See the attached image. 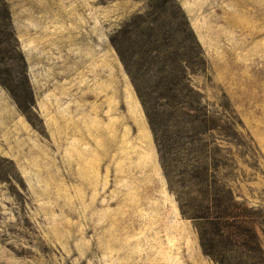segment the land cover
Segmentation results:
<instances>
[{"label": "rangeland", "instance_id": "374dc122", "mask_svg": "<svg viewBox=\"0 0 264 264\" xmlns=\"http://www.w3.org/2000/svg\"><path fill=\"white\" fill-rule=\"evenodd\" d=\"M203 170L254 210L259 251H204L179 199ZM209 253L264 264V0H0V264Z\"/></svg>", "mask_w": 264, "mask_h": 264}, {"label": "trees", "instance_id": "16d2710c", "mask_svg": "<svg viewBox=\"0 0 264 264\" xmlns=\"http://www.w3.org/2000/svg\"><path fill=\"white\" fill-rule=\"evenodd\" d=\"M138 88V87H137ZM139 96L143 100L145 106L150 105L149 101L144 98L139 89ZM166 98V97H165ZM181 111L187 123L193 128H202L200 133L204 134L207 130L214 129L207 127L208 115L202 113L199 107L193 106V100L186 95H178ZM190 98V101H186ZM168 99V98H167ZM170 107V104L167 103ZM151 108V107H150ZM147 112L151 126L158 138V126L156 114ZM190 121V122H189ZM205 130V131H204ZM198 194L191 201L194 204H189L188 200L184 199L183 195H179L182 205L183 214L195 218L203 222L207 229L201 228V239L204 251H220V247L206 244V241H212L215 237L224 238L231 246V250L239 249V251H259L260 240L257 234V219L254 210L245 203L237 201L233 192L219 184L218 177L215 173H208L203 170L196 176ZM204 228V227H203ZM220 264L223 260L219 259L218 255L209 253Z\"/></svg>", "mask_w": 264, "mask_h": 264}]
</instances>
